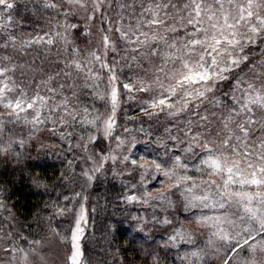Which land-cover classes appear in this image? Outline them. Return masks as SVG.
I'll list each match as a JSON object with an SVG mask.
<instances>
[{"label":"snow or ice","instance_id":"obj_1","mask_svg":"<svg viewBox=\"0 0 264 264\" xmlns=\"http://www.w3.org/2000/svg\"><path fill=\"white\" fill-rule=\"evenodd\" d=\"M0 157L47 196L0 183V264H92L108 173L151 211L107 264H264V0H0Z\"/></svg>","mask_w":264,"mask_h":264},{"label":"trees","instance_id":"obj_2","mask_svg":"<svg viewBox=\"0 0 264 264\" xmlns=\"http://www.w3.org/2000/svg\"><path fill=\"white\" fill-rule=\"evenodd\" d=\"M128 110L129 115H136V109L128 104L124 105ZM121 123H126L129 127L139 128L140 115H136V122L125 120L123 112L119 116ZM150 122H145L144 127L148 129ZM122 131V130H121ZM138 140L143 142L138 148L143 153L145 149V135L141 132L134 133ZM35 150L32 151V156H35ZM31 161H26L25 165ZM48 175L58 174L60 170V161L54 157L47 158ZM21 166H17L11 159L0 157V183L9 186L10 190L15 194L14 199L19 201V208L22 216L31 218L33 213L40 211L43 207L46 195L32 189L28 180L26 171H20ZM123 191L121 181L114 178L110 173L101 175L89 189L90 199L89 206L95 207L96 211L91 213V222L87 229L85 237V252L86 257L92 261V264H107L109 254L108 241L111 240L113 247L128 248L127 253L129 259L134 256L131 252L130 245L126 243L129 238V233L136 235L139 242L142 241L144 233H139L135 230L136 222L132 216L139 215L142 208L137 205H127L119 199ZM55 195V193H52ZM115 225L118 231L113 236L106 237L109 226ZM151 228V225H149ZM152 236L156 240H160L161 232L158 229H152Z\"/></svg>","mask_w":264,"mask_h":264},{"label":"rangeland","instance_id":"obj_3","mask_svg":"<svg viewBox=\"0 0 264 264\" xmlns=\"http://www.w3.org/2000/svg\"><path fill=\"white\" fill-rule=\"evenodd\" d=\"M137 138H138V137H137ZM138 141H139V140H138ZM141 144H143V142H141V141H139L138 144H137V147H136V149H135V151H136L137 153H142V152L140 151V149L138 148V146H140ZM150 211H151V209H148V210L142 209V212H141L139 215H146V214H148ZM56 252H57V254H59V250H58V249H56Z\"/></svg>","mask_w":264,"mask_h":264}]
</instances>
